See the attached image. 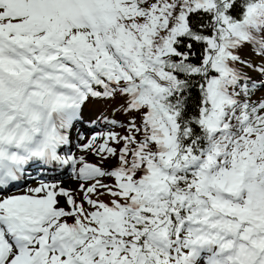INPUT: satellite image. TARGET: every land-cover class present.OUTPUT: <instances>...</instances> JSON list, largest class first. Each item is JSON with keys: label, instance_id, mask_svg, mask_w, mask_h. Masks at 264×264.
Instances as JSON below:
<instances>
[{"label": "snow or ice", "instance_id": "snow-or-ice-1", "mask_svg": "<svg viewBox=\"0 0 264 264\" xmlns=\"http://www.w3.org/2000/svg\"><path fill=\"white\" fill-rule=\"evenodd\" d=\"M0 264H264V0H0Z\"/></svg>", "mask_w": 264, "mask_h": 264}]
</instances>
